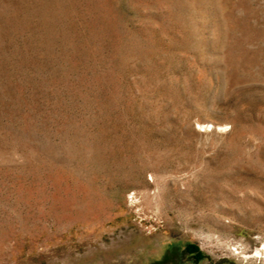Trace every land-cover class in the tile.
<instances>
[{
	"label": "rangeland",
	"instance_id": "1",
	"mask_svg": "<svg viewBox=\"0 0 264 264\" xmlns=\"http://www.w3.org/2000/svg\"><path fill=\"white\" fill-rule=\"evenodd\" d=\"M0 264H264V0H0Z\"/></svg>",
	"mask_w": 264,
	"mask_h": 264
},
{
	"label": "trees",
	"instance_id": "2",
	"mask_svg": "<svg viewBox=\"0 0 264 264\" xmlns=\"http://www.w3.org/2000/svg\"><path fill=\"white\" fill-rule=\"evenodd\" d=\"M185 251L195 259H202L204 257L202 252H200V250L194 245H188Z\"/></svg>",
	"mask_w": 264,
	"mask_h": 264
},
{
	"label": "bare ground",
	"instance_id": "3",
	"mask_svg": "<svg viewBox=\"0 0 264 264\" xmlns=\"http://www.w3.org/2000/svg\"><path fill=\"white\" fill-rule=\"evenodd\" d=\"M259 253H260V252L257 250L255 256H258V257H259V256H260Z\"/></svg>",
	"mask_w": 264,
	"mask_h": 264
}]
</instances>
